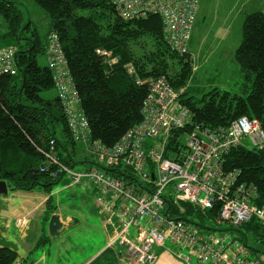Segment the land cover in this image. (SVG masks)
Returning a JSON list of instances; mask_svg holds the SVG:
<instances>
[{
  "label": "trees",
  "instance_id": "1",
  "mask_svg": "<svg viewBox=\"0 0 264 264\" xmlns=\"http://www.w3.org/2000/svg\"><path fill=\"white\" fill-rule=\"evenodd\" d=\"M34 1L49 17L46 33H41L33 21L25 17L15 1L0 0V16L4 19L0 49L12 45L17 49L16 72L0 74V180H6L13 192L43 191L49 196L43 222L45 233L38 246H46L50 241L47 223L57 210L53 194L66 176L65 173L57 176L51 173L53 167L44 156L50 139L57 140V154L66 165L71 168L78 163L75 158L78 142L69 132L48 63L51 33H56L60 39L66 60L64 68L81 98L92 138L106 145H115L143 120L142 109L150 91L146 80L162 76L175 90L181 91L180 100L192 115L187 127L175 130L170 136L166 156L178 159L176 154L185 147V133L199 125L216 130L248 116L258 118L264 127V6L247 13L244 18L242 41L234 52L241 74L235 90L213 86L197 98L194 93L190 94V83L195 80L197 70H194L190 41L201 0H196V7L190 13L193 27L185 51L176 48L170 40L160 14L127 18L118 11L113 0ZM101 49L111 51L118 62L111 65L107 56L98 52ZM42 54L47 64H40ZM127 65H132L144 82L138 83ZM50 89H55L57 94L43 96ZM58 126L64 139L58 135ZM254 146L249 149L241 143L232 148L226 155L225 166L228 170L240 171V179L253 183L264 200V143ZM46 167L50 169H44ZM102 169L131 184L142 185L130 168L121 165L117 168L103 166ZM94 188L98 196L99 190ZM181 204L184 211L168 200V211L201 228L207 229L205 225L214 223L218 214V207L202 213L188 201ZM97 210L99 212L98 206ZM237 229L244 235V243L257 252L255 255L264 254V226L256 218ZM250 236L254 244L249 243ZM17 261L26 264L17 250L0 245V264Z\"/></svg>",
  "mask_w": 264,
  "mask_h": 264
},
{
  "label": "built area",
  "instance_id": "2",
  "mask_svg": "<svg viewBox=\"0 0 264 264\" xmlns=\"http://www.w3.org/2000/svg\"><path fill=\"white\" fill-rule=\"evenodd\" d=\"M113 1L127 18L160 14L175 47L186 50L193 27L190 13L196 7V0ZM48 42V63L69 132L74 141L85 146L96 164L85 172L73 171L58 156L55 138L50 139L44 156L53 167V176L65 173L72 177L73 184L87 179L98 188L99 213L105 216L107 226L113 228L110 244H120L122 256H128L131 264L155 263L158 259L155 249L166 242L172 243L177 255L188 262L196 259L206 264H264V254L252 255L250 247L238 238L226 233L203 232L195 223L176 218L167 208L170 200L184 211L181 202L188 201L202 213L218 207L213 222L219 225L228 223L237 228L256 218L264 226V200L259 189L242 181L240 171L225 166L226 155L244 137H251L255 145H263L261 121L243 116L216 130L193 127L185 133V147L176 154L179 160L175 156L170 158L165 152L170 136L175 130L187 127L192 115L180 100L181 91L175 90L166 77L148 78L150 91L142 109L143 120L115 145H106L92 138L81 98L64 68L66 60L58 35L51 33ZM16 51L13 45L0 49V74L16 72ZM98 52L107 56L111 65L118 62L111 51ZM126 67L138 83L144 82L132 65ZM121 165L141 178L142 185L136 186L102 169ZM23 221L19 220L17 226H23Z\"/></svg>",
  "mask_w": 264,
  "mask_h": 264
},
{
  "label": "rangeland",
  "instance_id": "3",
  "mask_svg": "<svg viewBox=\"0 0 264 264\" xmlns=\"http://www.w3.org/2000/svg\"><path fill=\"white\" fill-rule=\"evenodd\" d=\"M11 1L16 2L23 11L25 17L31 19L41 33H46L50 20L45 10L34 0ZM200 5V12L194 24L192 40L190 41V52L194 56V70L197 69L195 71V80L190 83V94L194 93L197 98H201L213 86H222L231 91L235 90L237 87L236 82L241 74L238 68L239 65L235 60L234 52L242 41L243 21L247 13L263 9L264 0H201ZM3 21L4 19L0 16V32L4 30ZM39 61L42 65L46 63L44 54L39 56ZM56 94L57 92L55 89H50L44 92L43 96L52 97ZM58 135L64 139L60 126H58ZM183 142H187V137L184 138ZM242 145L249 149L255 147L249 136L243 138ZM76 150L77 154L75 158L78 163L71 166L73 171L85 172L89 167L94 166V164H92V162H94V157L88 154L81 143L76 145ZM86 158H88V162H83L86 161ZM72 180V177L66 174L58 188L62 189L63 186L72 182ZM54 199L55 203L59 202L64 204V207L59 204V207H61L60 213L63 212V210H67L66 207H68L72 216H74L76 220L81 221V224L75 226L73 231L63 230L61 235L55 240L56 242L53 248H50V245L47 246L52 258L58 260L59 258H64V249H61V247L66 243H82L89 240L95 241L92 235L95 234L96 229L91 228L90 232L88 227H90L89 222L91 219L97 217V214L95 212L91 184L85 179L82 180L80 184L62 189L60 193L55 195ZM100 216L102 218L104 217L102 215ZM19 220H24V225L22 226L19 224V227H25V225L28 224V219L23 218ZM205 227L208 229L201 227L200 229L206 233H226L230 237L238 238L240 242L244 243V235L237 228L231 229V225L228 223L219 225L216 222H210L207 223ZM249 243H255L251 236L249 238ZM252 252L253 255L257 253L253 250ZM258 255L260 256L262 254Z\"/></svg>",
  "mask_w": 264,
  "mask_h": 264
},
{
  "label": "crops",
  "instance_id": "4",
  "mask_svg": "<svg viewBox=\"0 0 264 264\" xmlns=\"http://www.w3.org/2000/svg\"><path fill=\"white\" fill-rule=\"evenodd\" d=\"M45 59V64H47L46 56ZM83 147L85 148L84 145ZM83 162H88V158ZM71 184L69 182L62 189L72 187L73 185ZM62 189H57L53 195H57ZM91 192L94 197V207L97 217L91 219L88 230L91 232V228L96 229L95 234L92 235L95 241L64 243L65 245L61 247V249H64V258L55 260L52 258L47 246L50 245V248H53L58 236H52L48 228L46 233L49 235L50 241L46 246H38L42 235L45 233L43 222L46 214V202L49 196L43 191H10L8 194H0V245H9L17 250L26 264H131L128 256H122L121 251L123 248L120 244H110L113 228L107 226L104 219L105 216L102 215L104 216L102 218L97 210V193L92 184ZM55 204L57 210L54 213L61 215L65 225L61 233L63 230L73 231L75 226L81 224L80 220H76L72 216L68 207L65 206L67 210H63L60 213L61 207H59V204L63 207L64 204L59 202ZM23 218L28 219V224L25 227L18 228L17 221ZM155 250L158 254V259L153 264H206L196 259H193L191 262L186 261L177 255L176 247L169 242L158 246Z\"/></svg>",
  "mask_w": 264,
  "mask_h": 264
},
{
  "label": "water",
  "instance_id": "5",
  "mask_svg": "<svg viewBox=\"0 0 264 264\" xmlns=\"http://www.w3.org/2000/svg\"><path fill=\"white\" fill-rule=\"evenodd\" d=\"M154 178V175H152ZM12 189L6 180H0V194H8ZM64 222L60 214H52L48 223V230L52 236H59L64 228Z\"/></svg>",
  "mask_w": 264,
  "mask_h": 264
}]
</instances>
